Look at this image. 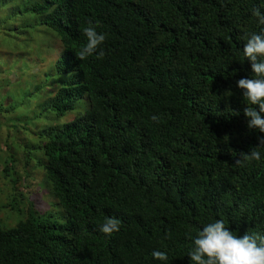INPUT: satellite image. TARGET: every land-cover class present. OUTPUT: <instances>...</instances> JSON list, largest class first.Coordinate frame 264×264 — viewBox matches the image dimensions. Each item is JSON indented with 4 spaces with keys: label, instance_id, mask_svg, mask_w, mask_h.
Segmentation results:
<instances>
[{
    "label": "trees",
    "instance_id": "1",
    "mask_svg": "<svg viewBox=\"0 0 264 264\" xmlns=\"http://www.w3.org/2000/svg\"><path fill=\"white\" fill-rule=\"evenodd\" d=\"M28 1L62 43L48 107L63 117L86 98L89 108L42 147L64 220L30 203L0 226V264H160L154 250L190 264V237L217 218L264 235V161L234 164L264 136L248 129L236 85L251 73L244 36L260 31L252 12L264 0ZM96 25L104 56L79 60L83 29ZM107 218L118 233L99 231Z\"/></svg>",
    "mask_w": 264,
    "mask_h": 264
},
{
    "label": "rangeland",
    "instance_id": "2",
    "mask_svg": "<svg viewBox=\"0 0 264 264\" xmlns=\"http://www.w3.org/2000/svg\"><path fill=\"white\" fill-rule=\"evenodd\" d=\"M0 13L12 50L10 54L0 44V226H14L27 215L30 203L38 215L63 221L64 212L40 166L42 147L51 129L89 108L88 99H81L72 113L57 116L48 107L51 87L60 82L54 68L62 51L57 34L40 25L38 15L31 18L28 0H0ZM0 28L1 36L5 27ZM26 40L29 47L24 48Z\"/></svg>",
    "mask_w": 264,
    "mask_h": 264
},
{
    "label": "clouds",
    "instance_id": "3",
    "mask_svg": "<svg viewBox=\"0 0 264 264\" xmlns=\"http://www.w3.org/2000/svg\"><path fill=\"white\" fill-rule=\"evenodd\" d=\"M252 14L261 28L259 32H249L244 36L243 57L244 61L250 62L251 73L247 78L237 80L236 85L247 105L244 115L248 129L264 133V13L254 9ZM97 27L83 29L86 43L77 53L79 60L93 56L103 58L106 34L97 31ZM152 119L157 118L153 116ZM258 141L259 145L252 147L248 153H239L240 158L234 164L242 166L264 161V136L258 137ZM120 229V221L116 218H107L99 225V231L106 236L118 233ZM190 238L192 246L187 252L190 264H264V235L237 234L226 226L222 218L205 223ZM151 256L160 264H168L166 251L154 250Z\"/></svg>",
    "mask_w": 264,
    "mask_h": 264
}]
</instances>
